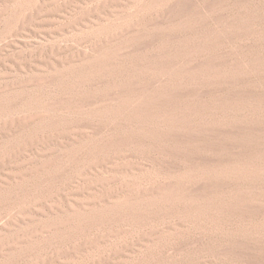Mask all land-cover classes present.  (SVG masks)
<instances>
[{"label": "rangeland", "instance_id": "374dc122", "mask_svg": "<svg viewBox=\"0 0 264 264\" xmlns=\"http://www.w3.org/2000/svg\"><path fill=\"white\" fill-rule=\"evenodd\" d=\"M4 84L19 85L5 97L33 117L16 132L34 141L27 191L42 212L31 229L43 233L33 261L64 245V226L44 227L67 209L62 198L35 202L69 173L66 154L92 141L114 143L145 182L138 207L170 232L168 264H252L264 209V0H0ZM77 129L96 133L76 141ZM121 138L135 143L118 147Z\"/></svg>", "mask_w": 264, "mask_h": 264}, {"label": "bare ground", "instance_id": "6f19581e", "mask_svg": "<svg viewBox=\"0 0 264 264\" xmlns=\"http://www.w3.org/2000/svg\"><path fill=\"white\" fill-rule=\"evenodd\" d=\"M71 5L67 3L65 8ZM92 6V11L97 13L99 5ZM18 86H0V264H168L170 254L175 251L170 232L163 223L151 224L138 207L142 197L147 196L145 182H137L132 175L135 168L121 162V152H111L114 143L101 142L92 148L91 140L87 144L81 141L66 154L69 173L62 172L55 191H49L47 198H38L35 202L66 200L67 209H56L57 213L65 212V218L44 227L46 232L64 226V245L59 242L41 261L31 259L32 236L43 233L42 229L32 230L31 226L42 212L34 208L27 191L32 169L27 168V164L34 141L16 133L26 130L24 127L33 117L23 104L20 107L16 101L10 103L5 97ZM112 103L105 101L95 107ZM117 108L109 110L116 112ZM74 133L77 141L91 138L96 131L77 129ZM130 143L135 141L121 138L117 146ZM56 163L47 162L45 166ZM37 168L42 169L43 165L33 170ZM254 219L252 264H264V209L257 210Z\"/></svg>", "mask_w": 264, "mask_h": 264}]
</instances>
